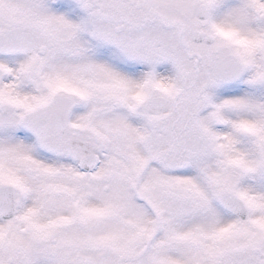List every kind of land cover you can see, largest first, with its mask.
Here are the masks:
<instances>
[{
    "label": "snow or ice",
    "instance_id": "6c2138e0",
    "mask_svg": "<svg viewBox=\"0 0 264 264\" xmlns=\"http://www.w3.org/2000/svg\"><path fill=\"white\" fill-rule=\"evenodd\" d=\"M0 264H264V0H0Z\"/></svg>",
    "mask_w": 264,
    "mask_h": 264
}]
</instances>
